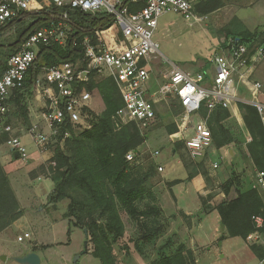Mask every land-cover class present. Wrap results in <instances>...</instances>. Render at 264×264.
Returning a JSON list of instances; mask_svg holds the SVG:
<instances>
[{"label":"trees","instance_id":"trees-1","mask_svg":"<svg viewBox=\"0 0 264 264\" xmlns=\"http://www.w3.org/2000/svg\"><path fill=\"white\" fill-rule=\"evenodd\" d=\"M50 3V6L41 10L28 12L26 15L31 18L29 24L20 26L24 20L17 21L18 28L14 39L6 46L0 45V53H3L0 78L7 68L8 59L20 50L25 40L41 28L50 27L60 21L62 9L51 1ZM224 4V0H200L196 4L195 12L208 14L222 8ZM70 16L72 31L69 32L66 44L53 42L41 45L38 57L28 72L24 89L15 90L7 100L8 105L12 107L11 116L25 124L29 123L28 94L41 69L82 59L84 49L80 41L83 37L91 35L94 30L108 28L114 22L111 14L73 10L70 11ZM240 22L237 17L230 22V28H225L226 37L232 35L234 40L240 43L263 41L264 32L261 30L251 32L238 26L235 28L240 31L233 30L231 26ZM74 38L79 42L76 46L73 44ZM80 89L90 92L98 90L104 102V110L99 115L90 111L94 119L92 127L78 131L75 127L81 124H74L67 117L56 135L57 143L52 158L47 164L41 165L40 169L54 181V189L49 196L52 207L56 209L60 201L69 200L64 214L68 219L69 237L72 227L87 230L88 240L93 245L91 254L100 264H119L114 246L125 235V222L121 212H126L138 228L137 249L141 250L145 244L155 241L166 229L159 222L163 209L156 204V198L145 186L144 180L134 176L126 158L127 153L143 144L145 139L137 127L125 126L121 130L115 128L112 117L123 105L116 81L110 77H102L99 81L92 78L89 83L80 85ZM171 100L173 106L182 111L178 100ZM238 106L243 111L246 130L252 137L245 144L246 150L257 170L264 172V117L255 105L239 102ZM87 110L91 109L87 107L85 111ZM200 115L207 118L213 136V146L216 148L230 144L240 146L245 143V138L242 142L237 141L233 131L225 124L226 119L231 116L228 108L219 106L209 111L203 107ZM168 129L170 134L178 131L176 124ZM67 131L68 136L65 135ZM8 139L7 134H1L0 144L7 143ZM204 158L198 160L200 163H196V168L202 166ZM191 177L189 174L188 179ZM181 181L176 180L172 184ZM220 187L226 195L234 188L237 195L217 206L210 203L211 197L201 196L203 211L217 209L230 237L239 236L248 240L250 234L258 233L264 238V196L259 188L244 189L242 177L237 172H232L230 178ZM22 214L23 210L9 173L0 159V233ZM255 216L262 217V226H257ZM249 246L259 259H264V243L256 241ZM85 252H88L87 248ZM148 264H197V261L194 251L184 241L178 242L171 237L159 246L157 257Z\"/></svg>","mask_w":264,"mask_h":264},{"label":"built area","instance_id":"built-area-1","mask_svg":"<svg viewBox=\"0 0 264 264\" xmlns=\"http://www.w3.org/2000/svg\"><path fill=\"white\" fill-rule=\"evenodd\" d=\"M61 8L60 21L44 27L23 42L20 50L7 62L0 78V135L7 134V144L17 150L23 160L29 159L27 144L17 129L8 121L10 107L7 100L15 90H22L29 70L36 61L41 45L58 42L65 45L72 31L70 11L80 10L92 14H111L114 22L105 29H97L80 41L83 58L75 62H63L45 66L36 76L33 85L38 97L44 101L43 117L50 131L37 126L29 128V134L39 150L48 149L67 117L74 124H84L83 113L91 108L93 96L80 85L89 83L96 74L113 78L122 96L123 105L113 115L116 129L129 123H146L157 116L156 100H178L182 118L188 128L174 134L185 143L188 154L201 160L213 146V136L207 118L200 115L203 107L209 111L236 104L240 86L254 95V105L263 114L264 105L257 98L261 83L251 76L259 62L264 60V39L254 42V50L237 40L228 42L226 49L213 56L211 68L186 71L177 66L163 71L156 82L155 65L161 61L159 44L154 34L159 18L168 12H177L191 20L196 18L195 7L199 0H50ZM43 9L40 0H0V36L8 33L27 13ZM77 38L73 44L78 45ZM198 116L194 121L192 116ZM69 135V131L65 133ZM154 156L159 150L152 152ZM139 154L133 150L126 155L130 164L139 162ZM214 167L218 164L215 162ZM163 169L162 166L159 167ZM256 186L264 191V172L259 171ZM257 226H262L261 216H255ZM30 233L18 237L29 238ZM258 233L250 239H259Z\"/></svg>","mask_w":264,"mask_h":264},{"label":"rangeland","instance_id":"rangeland-1","mask_svg":"<svg viewBox=\"0 0 264 264\" xmlns=\"http://www.w3.org/2000/svg\"><path fill=\"white\" fill-rule=\"evenodd\" d=\"M224 1V6L214 12L200 14L196 11L197 17L191 20L186 19L183 14L177 12H168L159 18L154 40L159 44L162 60L157 61L155 65L154 76L156 82L161 78L163 71L173 66L186 71L211 68L213 56L225 50L228 42L235 41L232 35L226 37L225 29L226 27L230 28L229 24L235 17L239 18L241 22L231 26L234 28L233 30L240 31L235 28V26H238L251 32L256 30L264 32V0ZM42 4L43 8L51 5L50 0H42ZM30 20L31 18H24V22L20 26L29 24ZM17 28L18 26L15 25L8 33L0 36V45L6 46L9 44L14 39ZM243 44H246V46L251 44L249 48L254 50V42ZM2 55L3 53H0V63L2 62ZM102 77L106 76L96 74L93 78L99 81ZM251 79L261 83L257 98L264 105V60L257 64ZM91 93L93 96L91 110L83 113L84 124L83 126L81 124V127L77 125L75 127L76 131L85 129V127H92L94 119L90 111L99 115L104 110V102L99 91L93 90ZM32 94V91L28 94V105L34 102ZM253 100L254 95L252 92L246 87L240 86L236 104L228 108L231 116L226 119L225 124L233 131L234 138L239 142L244 140L242 136H247L245 134L247 130L243 121V111L238 103L243 102L254 105ZM155 105L157 116L154 120L140 124L129 123L121 128L125 126L129 128L137 127L145 139L143 144L136 149H132L139 154V162L130 165L134 176L144 180L145 186L154 194L156 204L163 209L159 222L166 229L155 241L145 244L139 250L137 249L139 230L130 216L122 211L121 214L126 229L124 237L114 246L118 263L148 264L150 260L157 257V251L161 244L171 237L175 241H181L186 235L187 227L193 225L191 233L195 235L197 240L199 239L200 247L206 246L199 254L201 264H237L239 262L253 264L257 259L252 257L250 251L243 250L244 243L242 240L236 241L237 245L232 253L227 250L225 257L216 256V251L213 252V248L220 251V255L224 254L225 251L221 248L220 242L222 240L220 238L213 243V225L215 223L217 225L213 213L203 212L197 215L200 210H195V224H193L192 219L181 211L172 212V195L165 193V189L170 188V184L176 180L184 179L182 180L184 182L173 187L174 193L180 198L179 205H183L185 202L191 209L194 208L197 195L188 180L196 176H200L202 182V195L213 199V189L216 187L213 179V146L204 156L205 161L201 163L202 166L196 168V163L200 162L190 157L183 141L178 137H172L174 134L188 128V124L182 118V111L173 106L170 98L162 99L159 97ZM9 107L10 116L8 121L17 129L16 135L22 136L29 126H25L20 122V119L13 118L11 116L12 107ZM261 115L264 117V111ZM192 118L194 121L198 120L196 115H193ZM173 124L177 125L178 131L170 134L168 128ZM46 132H49V129ZM248 135L251 136L249 133ZM25 140L29 147L34 145L29 136ZM179 142L182 144H179ZM56 143L55 136L52 138V143L48 145L51 155L44 164H47L52 158ZM5 144L7 143L5 142ZM4 149L7 150V146H4ZM155 150H159L160 154L154 156L152 152ZM5 165L7 170L11 171L9 176L21 202L23 214L16 224L10 226L8 230L0 235V264H21L15 260V257L25 255L24 253L34 243L48 246V248L38 247L42 264H100V261L90 252L93 250L92 243L88 240L89 242L86 245L88 236H86L83 229L72 227L71 236L69 237L67 234L69 224L64 214L67 211L69 200L60 201L56 209L52 205L47 206L48 197L54 189V181L50 177H44L48 174L40 169L41 166L38 165L39 168L35 170L36 172L34 169L28 171L29 165L20 158L14 159L10 163L7 162ZM160 165H163L166 170H160ZM15 167L17 168L15 169ZM39 170L40 173H37ZM38 174L42 175L43 178L40 180L34 178ZM189 174L192 175L190 179H188ZM165 175L169 181L165 180ZM158 197L162 203L158 200ZM164 206L166 210H164ZM197 220L203 221L201 228L196 225ZM197 228L199 233L196 231ZM26 231L30 232L31 237L19 241L18 236L24 235ZM220 233L222 235V231ZM248 240L249 244L258 241L256 238H248ZM86 248L88 252H85ZM77 256L79 258L75 262Z\"/></svg>","mask_w":264,"mask_h":264},{"label":"crops","instance_id":"crops-1","mask_svg":"<svg viewBox=\"0 0 264 264\" xmlns=\"http://www.w3.org/2000/svg\"><path fill=\"white\" fill-rule=\"evenodd\" d=\"M31 91L33 92V94H32L33 96L32 97L34 99V102H33V104L29 103V105H28L29 123L25 124L22 120L20 121L23 124H25V126L26 125L29 126V127H27L25 129V133H23V135L21 136L22 140L26 144H27V142L25 140L26 137L29 136L32 139V137L29 134V128L30 127L37 126L42 131L46 132L48 129L50 131L49 125H48V123L46 122V120L43 117L45 101L40 96L38 97V95L36 93V90H34V87H32ZM245 134L247 136H242L243 139L245 138V143H242L240 146L239 145H235V144H230L228 146H225V147H222V148H219V149L216 148L215 146H213V164L215 162L218 164L217 167L213 166V179H214V182L216 183V187L213 189V191H214L213 199L210 200V203L213 206H217L222 201L234 198L237 195V193H236L234 188H232L230 193L228 195H226L223 192L222 188L220 187L221 184H223L226 180H228L230 178L232 172H237L242 177L243 188L244 189H249L251 187H257L256 186V182H257V176H258V172L259 171L255 167V165H254L249 153L246 150V145L245 144H246V142H249L251 140V136H249L247 132ZM4 146H7L8 149L7 150L4 149ZM27 147H28L29 154H30L29 159L23 160L21 157H19V158H20V160L25 161V163H27L29 165L28 171H30L31 169H34V171H35V170H37L39 168V166L43 165L47 161L48 157H50V155H51L50 154V150L49 149L39 150L36 147L35 144L33 146L30 145V147L27 144ZM173 151L175 152V149ZM0 159H1L2 164L5 166L6 171L10 174L11 171L7 170L5 164L7 162H9V163L12 162V160H14L16 158L14 157V151L10 147L9 144H5V143L0 144ZM163 165H160V166H162L163 169H164ZM16 168L17 167H15V169ZM164 170H166V169H164ZM37 173H40V172L38 171ZM44 177H49V176L47 175V176H44ZM199 177L196 176V177L188 180L189 184H191L193 186V189L195 190V193L197 195V201L195 200L196 202H195V206H194L193 209H191L188 206V204L185 203V202H184L183 205H179V199L180 198L174 193V190H173L174 185L180 184V183H182L184 181H181V182L176 183V184H172V185H170V188H166L165 189V193L167 192V193L172 195V202H173V211L172 212L174 213V212H177V211L178 212L181 211L183 214L189 216L192 219L193 224H195L194 223L195 215H196V214H194L195 210H200L197 213V215L205 212V211H203V208H202V206H203L202 205V201H201V196H203L202 195L203 193L201 192V188H202L201 183L202 182H201ZM34 178L40 180V179L43 178V176L38 174ZM165 180H168L166 175H165ZM182 180H184V179H182ZM10 181H11V179H10ZM11 184H12V182H11ZM259 190H260V192H262V194L264 196V191L262 189H259ZM16 195H17V193H16ZM17 197H18V195H17ZM18 199H19V197H18ZM158 200H159V197H158ZM19 202H20V200H19ZM20 205H21V202H20ZM48 205L49 206L52 205L51 203H49V197H48L47 206ZM57 207H58V205H57ZM21 208H22V206H21ZM164 210H166L165 206H164ZM208 213H213L214 218H215V222L217 221V225H216V223H215V225H213V243L217 242V240H219V238H220L222 240L220 242L221 248H223L224 251H225V252H223L224 254L220 255L221 252L218 251V250H215L213 248V252L216 251L215 254H216L217 257H225L226 254H227V250H229L230 253H232V250L237 245L236 241L237 240H242L243 243H244L243 250L244 251H250L252 253V257H256V259H257V260H255V262L253 264H264V259H262V260L259 259L253 253V251L251 250V248L249 246V240H245L244 238L239 237V236H236V237L228 236L226 228L223 229L221 227V224H222L221 217H220V214H219L217 209H212V210L208 211ZM18 220H16L12 225L16 224V222ZM12 225H10V226H12ZM196 225H198V227L201 228L203 226V221L197 220L196 221ZM9 227H7L5 230H3L0 233V235L2 233H4L6 230H8ZM192 227H193V225H192ZM192 227H187L186 235H184V237L182 238L181 241H184L186 243V245L194 251L197 264H201L199 254H200V251H202L203 248H205L206 246L200 247V245L198 243L199 239L197 240L195 235H193L191 233ZM196 231L199 233L198 228H197ZM221 231H222V235L220 233ZM26 232H28V231H26ZM28 233H30V232H28ZM19 236H21V235H19ZM30 237H31V234H30ZM184 238L186 239V241H185ZM259 239H258V241L260 243H264V240H263L264 238H262L260 236ZM203 240H205V238H203ZM39 246L42 247V246H47V245H42V244H39V243L35 244L34 243L29 248V250L26 251V253H24V254L26 255L27 253L34 251V252H37L40 255V251H39V248H38ZM41 264H42V261H41ZM237 264H244V262H242V263L239 262Z\"/></svg>","mask_w":264,"mask_h":264},{"label":"water","instance_id":"water-1","mask_svg":"<svg viewBox=\"0 0 264 264\" xmlns=\"http://www.w3.org/2000/svg\"><path fill=\"white\" fill-rule=\"evenodd\" d=\"M14 151V157L17 159L20 157V154L17 150ZM221 227L224 229L225 225L222 223ZM85 234L87 236V230H84ZM88 239L86 240V245L88 244ZM79 256L76 257L75 262H77V259ZM15 260L18 261L21 264H41V257L37 252H29L26 255L15 257Z\"/></svg>","mask_w":264,"mask_h":264}]
</instances>
